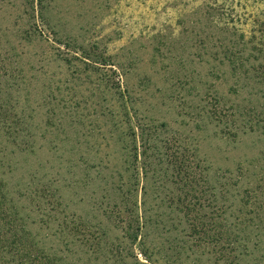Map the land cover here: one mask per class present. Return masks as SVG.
Segmentation results:
<instances>
[{
  "label": "rangeland",
  "instance_id": "obj_1",
  "mask_svg": "<svg viewBox=\"0 0 264 264\" xmlns=\"http://www.w3.org/2000/svg\"><path fill=\"white\" fill-rule=\"evenodd\" d=\"M262 30L264 0H0V180L37 246L264 264V123L210 114L248 103L220 61Z\"/></svg>",
  "mask_w": 264,
  "mask_h": 264
},
{
  "label": "trees",
  "instance_id": "obj_2",
  "mask_svg": "<svg viewBox=\"0 0 264 264\" xmlns=\"http://www.w3.org/2000/svg\"><path fill=\"white\" fill-rule=\"evenodd\" d=\"M240 38L241 41L237 45L224 47V58L220 62L222 65L230 66L233 75L238 79V85L248 90V103L242 107L232 105L231 110L227 112L221 109V99H217V105H213L210 111L214 121L223 126L231 136H236L232 130L238 129V126L241 128L237 124L239 115L243 117L242 128L248 131H254L256 126L259 127L261 123H264V30L260 33L253 31L248 41L244 40L245 35ZM205 49L202 46L201 50ZM202 54L204 55V52ZM233 92L238 94L239 89L235 87ZM176 168L177 177L181 178V181L188 177L189 182L192 183L191 180L196 179L195 172L191 171L185 161L178 160ZM137 231H140V227ZM132 238L135 242L138 233ZM0 264H60L45 250L38 247L31 238L23 218L11 207L5 193V183L1 180Z\"/></svg>",
  "mask_w": 264,
  "mask_h": 264
}]
</instances>
